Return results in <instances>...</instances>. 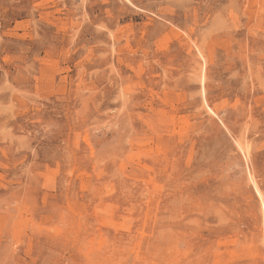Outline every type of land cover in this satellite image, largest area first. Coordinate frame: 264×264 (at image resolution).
<instances>
[{
    "label": "rangeland",
    "instance_id": "374dc122",
    "mask_svg": "<svg viewBox=\"0 0 264 264\" xmlns=\"http://www.w3.org/2000/svg\"><path fill=\"white\" fill-rule=\"evenodd\" d=\"M0 264H264V0H0Z\"/></svg>",
    "mask_w": 264,
    "mask_h": 264
},
{
    "label": "bare ground",
    "instance_id": "6f19581e",
    "mask_svg": "<svg viewBox=\"0 0 264 264\" xmlns=\"http://www.w3.org/2000/svg\"><path fill=\"white\" fill-rule=\"evenodd\" d=\"M91 202V201H90ZM107 207V206H106Z\"/></svg>",
    "mask_w": 264,
    "mask_h": 264
}]
</instances>
